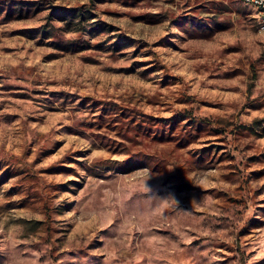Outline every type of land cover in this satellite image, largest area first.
I'll list each match as a JSON object with an SVG mask.
<instances>
[{"label":"rangeland","instance_id":"rangeland-1","mask_svg":"<svg viewBox=\"0 0 264 264\" xmlns=\"http://www.w3.org/2000/svg\"><path fill=\"white\" fill-rule=\"evenodd\" d=\"M0 264H264L253 7L0 0Z\"/></svg>","mask_w":264,"mask_h":264},{"label":"built area","instance_id":"built-area-1","mask_svg":"<svg viewBox=\"0 0 264 264\" xmlns=\"http://www.w3.org/2000/svg\"><path fill=\"white\" fill-rule=\"evenodd\" d=\"M241 1L253 7L256 10L258 32L263 38V48H264V0H241Z\"/></svg>","mask_w":264,"mask_h":264}]
</instances>
